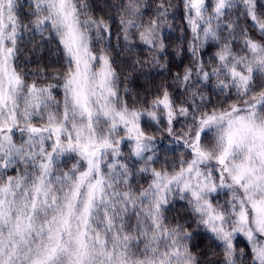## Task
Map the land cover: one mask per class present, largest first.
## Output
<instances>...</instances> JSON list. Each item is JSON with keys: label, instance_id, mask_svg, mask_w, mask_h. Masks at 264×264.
<instances>
[{"label": "snow or ice", "instance_id": "snow-or-ice-1", "mask_svg": "<svg viewBox=\"0 0 264 264\" xmlns=\"http://www.w3.org/2000/svg\"><path fill=\"white\" fill-rule=\"evenodd\" d=\"M0 264H264V0H0Z\"/></svg>", "mask_w": 264, "mask_h": 264}]
</instances>
